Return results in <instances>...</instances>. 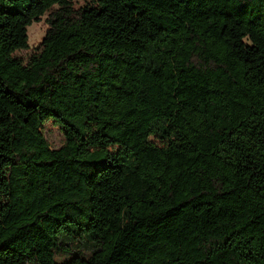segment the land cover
<instances>
[{
	"label": "trees",
	"instance_id": "16d2710c",
	"mask_svg": "<svg viewBox=\"0 0 264 264\" xmlns=\"http://www.w3.org/2000/svg\"><path fill=\"white\" fill-rule=\"evenodd\" d=\"M0 264H264V0H0Z\"/></svg>",
	"mask_w": 264,
	"mask_h": 264
},
{
	"label": "rangeland",
	"instance_id": "374dc122",
	"mask_svg": "<svg viewBox=\"0 0 264 264\" xmlns=\"http://www.w3.org/2000/svg\"><path fill=\"white\" fill-rule=\"evenodd\" d=\"M89 1L92 0H76V5L81 6ZM47 18L48 15H45L41 21L34 22L28 27L30 47L26 50L17 51L14 54L16 57L23 59L25 63L40 50L41 41L49 27ZM42 131L52 149H59L65 144L64 131L53 120L46 122Z\"/></svg>",
	"mask_w": 264,
	"mask_h": 264
}]
</instances>
